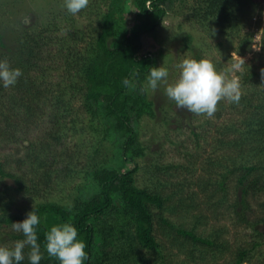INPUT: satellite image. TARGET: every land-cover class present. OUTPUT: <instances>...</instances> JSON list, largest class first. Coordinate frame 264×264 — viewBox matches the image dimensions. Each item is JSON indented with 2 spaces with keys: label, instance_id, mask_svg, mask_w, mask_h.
I'll return each instance as SVG.
<instances>
[{
  "label": "trees",
  "instance_id": "obj_1",
  "mask_svg": "<svg viewBox=\"0 0 264 264\" xmlns=\"http://www.w3.org/2000/svg\"><path fill=\"white\" fill-rule=\"evenodd\" d=\"M148 2L89 0L87 8L78 13L85 20L83 25L77 24L63 4L62 11H51L50 18L38 27L24 29L15 39L13 55L1 59L13 62L10 66L23 73L14 86L4 88L0 81L2 138L10 126L15 127L13 121L22 119L19 125L26 128L42 116L53 126L55 145H61L63 135L80 136L70 151L50 160L41 153L47 144L30 145L24 160H16L19 171L24 166L34 177L28 182L20 173L8 171L0 159V227L12 228V223L23 221L35 208L40 218L36 226L43 257L40 264H60L48 255L45 234L64 223L76 227L77 239L86 244L84 264H169L159 234L173 237L172 245H187V257L205 264H255L251 263L254 253L264 245L255 238L234 244L225 227L202 237L194 225L207 218L203 209L221 210L222 217L230 215L233 224L240 225L246 221V212L239 207H247L251 198H260L264 211V59L257 63L255 55L243 62L240 81L244 91L239 103L220 105L230 106L232 115L214 135L219 153L202 160L207 163L206 175L199 179L200 191L195 190L197 182L189 163L162 164L156 159L141 165L140 160L154 156L147 153L136 129L143 116L156 114L146 93L137 91L148 80L151 67H156L143 37L155 31L178 5L204 32L213 35L219 30L227 37H238L241 51L237 50L245 54L253 42L252 34L242 33L239 22L245 1L151 0L150 9ZM128 3L138 23L132 28L127 27ZM258 54L264 55V45ZM125 79L131 86L122 83ZM134 83L138 84L135 91ZM6 95L11 100L7 113L12 116L4 119L1 106ZM175 173L178 179L174 182L171 176ZM145 174L161 183L138 186L136 179ZM6 181L14 183L17 194L34 201L21 215L8 212L14 197L9 196L12 188ZM50 190L61 195L62 203L47 198ZM257 221L264 225V215L254 224ZM256 232L260 235L261 230L256 228ZM4 234L7 247L24 238L13 229ZM28 252L26 247L21 264H29Z\"/></svg>",
  "mask_w": 264,
  "mask_h": 264
},
{
  "label": "rangeland",
  "instance_id": "obj_2",
  "mask_svg": "<svg viewBox=\"0 0 264 264\" xmlns=\"http://www.w3.org/2000/svg\"><path fill=\"white\" fill-rule=\"evenodd\" d=\"M244 1L239 11L240 27H243L242 33L245 35L252 34L253 36L251 48L249 47L250 49L245 54L238 52L240 50L238 49L240 42L238 37L232 35L227 37V34L221 33L219 30H216L213 35L212 33L204 32L197 23L186 17L185 12H182V9L178 5H176L173 12H169L166 15L161 25L155 31L143 37L147 52L155 59V66L158 68L164 65L168 69V83H174L178 78L179 69L176 65L187 55L197 60L209 59L214 63L217 71H225L226 73L232 63H240L241 67L235 71L234 75L239 80L241 91H244L240 81L242 77L240 73L244 70L242 66L243 62L254 59L255 55H257V63L264 59V55L258 54L262 52L264 45V0ZM63 4L64 0H0V60L3 57L13 55L16 47L15 39L24 29L29 31L35 26L38 27L50 18L51 11H62ZM129 7L130 12L127 15V27L132 28L138 25V23H136V19H133L134 9L128 3ZM73 17L76 18L77 24H84L85 20L79 18L78 14L73 15ZM25 18H28V23H24ZM240 57L244 61H241ZM10 64H13V62H10ZM227 74L229 77L232 76V73ZM146 84L147 81L137 91L141 90L146 93L147 98L153 103V110L156 114L154 117L143 116L138 121L136 129L139 141L147 146V153L154 157L150 158L147 156L145 160L139 161L140 164H151L156 159H159L162 164L189 163L188 166L192 170L193 179L197 182L195 190L200 191L198 183L200 182V177L206 175L204 168L207 163V160L203 162L202 160L205 157L211 159L219 153L214 147V135L216 134L217 128L224 123V120H228L232 115L230 106L228 109V107H220V105L222 102L226 105H229L231 102L226 99L220 101L217 106V111L212 118L196 116L187 110L177 108L175 102L167 97L165 92L166 86L163 82L158 84L155 91L150 88L145 90ZM137 85L134 83V91ZM2 103V117L5 119V116H12L10 111L7 113L8 107L11 104L9 95L2 98ZM40 114H42V110ZM11 119H14V117ZM39 119L40 121H37L36 125L26 128L19 125L22 119L13 121L15 122V127H9V132L5 138L0 136V159L5 162V167L8 171L15 174L20 173L19 175L23 176L26 182L31 177L34 179V177L30 176L24 166H21L19 171L16 160L18 158L21 161L24 160L30 145L39 143L47 144V149L41 151V153L44 159L47 158L50 160L53 157L61 156V153L63 155L66 150L70 151L73 145L76 144V141L80 139V136L77 135L75 137L63 135L64 137L60 141L61 145H55L51 136L53 130L52 124L45 116ZM196 158H199L202 163L196 160ZM80 166L81 164L79 162L78 167ZM177 174L175 173L171 176L174 182L178 179ZM180 179H182V176L179 177ZM153 181L154 183H161V180H154L146 174L136 179L138 186L146 187H152ZM4 183H7L12 188L9 196L14 197L13 205L11 207L8 206L9 214L11 216L18 215L19 213V215L23 214L27 206L34 201L28 199L25 194H17L13 189L15 185L11 181ZM62 190L67 192L66 188H62ZM49 192H51L50 195L52 196H47L49 200L52 199L55 202L62 203L61 195L56 194L57 191L50 190ZM191 192H193L192 189ZM230 196L234 199L233 192ZM62 197L65 199L64 195ZM240 197L241 194L239 193ZM202 199L200 197L201 201ZM1 200L2 197L0 198ZM249 201L247 207H239L240 212L243 210L246 212V221L240 225L233 224V218L230 215L228 217H222L221 210L215 212L213 210L205 211L203 209L207 218L201 220V224L194 222L197 235L207 237L214 229L225 227L230 232L228 238L234 244L251 242L253 238L264 241L263 223L257 221L254 224L258 217L262 216V214L264 215V211L259 206L261 199L251 198ZM215 216H220L221 218L215 219ZM181 218H176V220L180 221ZM248 221L250 222L248 223ZM191 223L190 225L188 224L190 227L193 226ZM256 228L261 230L260 235L257 234ZM11 229V227H0V246L9 245L4 241V237L6 241L8 239L4 232ZM2 235L4 236L3 240ZM170 237L160 234L157 236L158 241L163 245L166 261L169 264H205L199 261H191L186 253H184V251L188 252V246L186 245L184 248H180L179 244L172 245L173 237ZM263 257L264 245L262 244L254 253L251 263L264 264Z\"/></svg>",
  "mask_w": 264,
  "mask_h": 264
},
{
  "label": "clouds",
  "instance_id": "obj_3",
  "mask_svg": "<svg viewBox=\"0 0 264 264\" xmlns=\"http://www.w3.org/2000/svg\"><path fill=\"white\" fill-rule=\"evenodd\" d=\"M88 5L89 0H64V7L72 15L78 14ZM148 8H151V0L148 2ZM28 22V18H25L24 23ZM240 59L244 61L241 57ZM176 67L179 69V76L174 83H168L169 72L164 65L151 67L145 90L150 88L155 91L158 84L163 82L167 97L175 102L177 108L208 118L214 116L218 103L222 100L239 103L241 86L234 73L241 67L240 63H232L227 70V73H232L231 77L225 71H217L209 59L197 60L185 55ZM22 75V71L12 68L6 59L0 60V81L4 88L14 86ZM261 76L264 79V69H261ZM122 83L131 86L128 79ZM39 224L40 218L35 208L27 213L23 221L12 223L13 231L22 234L24 238L15 241L11 247L0 246V264H21L25 259L26 247L29 249V264H40L43 257L36 232V226ZM77 236L78 231L71 223L51 227L45 234L48 255L56 258L60 264H84L88 258L86 244L78 240Z\"/></svg>",
  "mask_w": 264,
  "mask_h": 264
}]
</instances>
